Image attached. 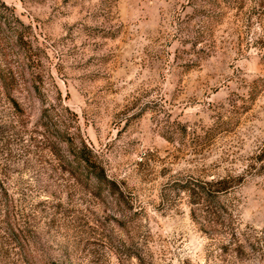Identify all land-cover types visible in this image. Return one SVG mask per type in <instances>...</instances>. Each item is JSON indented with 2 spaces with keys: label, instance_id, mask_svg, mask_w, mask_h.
I'll list each match as a JSON object with an SVG mask.
<instances>
[{
  "label": "rangeland",
  "instance_id": "1",
  "mask_svg": "<svg viewBox=\"0 0 264 264\" xmlns=\"http://www.w3.org/2000/svg\"><path fill=\"white\" fill-rule=\"evenodd\" d=\"M14 102L30 126L74 113L119 191L63 194L37 264H264V0H0ZM223 179L209 211L236 219L209 224L188 188Z\"/></svg>",
  "mask_w": 264,
  "mask_h": 264
},
{
  "label": "trees",
  "instance_id": "2",
  "mask_svg": "<svg viewBox=\"0 0 264 264\" xmlns=\"http://www.w3.org/2000/svg\"><path fill=\"white\" fill-rule=\"evenodd\" d=\"M61 107L46 105L31 126L16 102L8 113H0V253L12 264H37L45 257L48 230L77 213L63 206V194L69 195L76 186L107 191L118 201V185L108 178L93 150L64 131L63 125L74 122L76 115ZM232 188V182L223 179L188 190L208 205L202 212L212 220L205 222L224 225L235 218L232 208L221 206L211 212L209 204L219 202V196ZM236 234L233 229L231 236Z\"/></svg>",
  "mask_w": 264,
  "mask_h": 264
}]
</instances>
